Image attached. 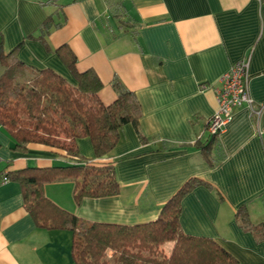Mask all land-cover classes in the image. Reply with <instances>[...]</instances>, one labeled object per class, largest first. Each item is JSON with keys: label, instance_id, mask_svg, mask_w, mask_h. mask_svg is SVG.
<instances>
[{"label": "crops", "instance_id": "obj_1", "mask_svg": "<svg viewBox=\"0 0 264 264\" xmlns=\"http://www.w3.org/2000/svg\"><path fill=\"white\" fill-rule=\"evenodd\" d=\"M48 16L59 24L45 38L49 50L37 39ZM18 44L25 65L73 82L54 51L66 44L79 71L97 73L103 103L117 97L118 78L141 106L144 140L125 124L109 155L117 195L75 205L73 185L63 181L43 186L51 201L86 220L137 224L156 219L184 182L199 178L208 184L182 198V230L221 245L232 260L220 264H264V0H0V53ZM241 58L251 106L234 110L207 157L197 140L218 109L214 89ZM11 143L0 125V170L47 164L48 147L30 143L22 153ZM77 145L93 156L87 137ZM71 242V231L35 223L18 181L0 185V264H76Z\"/></svg>", "mask_w": 264, "mask_h": 264}, {"label": "trees", "instance_id": "obj_2", "mask_svg": "<svg viewBox=\"0 0 264 264\" xmlns=\"http://www.w3.org/2000/svg\"><path fill=\"white\" fill-rule=\"evenodd\" d=\"M59 24L48 16L38 27L39 39L49 50L46 36ZM28 37L36 38L34 34ZM15 48L0 53V125L9 135L10 148L26 152L28 144L48 147L47 164L27 165L6 171L9 180L20 184L26 210L35 223L46 229H66L72 233L71 255L76 264H220L232 260L230 254L209 237L185 233L180 225L182 198L197 185L208 183L190 178L162 205L158 217L137 224L90 221L53 201L43 191L48 183L69 181L73 201L117 195L119 183L114 161L109 158L125 124L138 129L141 106L134 92L118 78L112 80L117 97L103 103L98 91L102 81L92 68L79 71L74 52L62 44L54 51L72 75L73 82L49 67L34 68L16 57ZM211 117V116H210ZM197 140L208 157L213 140L210 133ZM87 137L93 156L78 150L77 141ZM2 171V170H0ZM7 182V183H8ZM240 225L250 222L240 212ZM171 242L169 249L165 243Z\"/></svg>", "mask_w": 264, "mask_h": 264}, {"label": "built area", "instance_id": "obj_3", "mask_svg": "<svg viewBox=\"0 0 264 264\" xmlns=\"http://www.w3.org/2000/svg\"><path fill=\"white\" fill-rule=\"evenodd\" d=\"M247 67L248 58H241L220 78V85L214 89L218 109L211 115L208 122L210 133H221L236 108L243 104L251 106ZM254 111L256 114L260 113V109ZM8 180L6 171H0V185L6 184Z\"/></svg>", "mask_w": 264, "mask_h": 264}, {"label": "rangeland", "instance_id": "obj_4", "mask_svg": "<svg viewBox=\"0 0 264 264\" xmlns=\"http://www.w3.org/2000/svg\"><path fill=\"white\" fill-rule=\"evenodd\" d=\"M114 28V27H113ZM115 30H116V28H115ZM172 245V243L171 242H168V243H165V248L166 249H169V247Z\"/></svg>", "mask_w": 264, "mask_h": 264}]
</instances>
